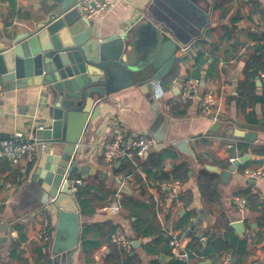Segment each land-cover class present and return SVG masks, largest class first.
<instances>
[{
	"label": "crops",
	"instance_id": "1",
	"mask_svg": "<svg viewBox=\"0 0 264 264\" xmlns=\"http://www.w3.org/2000/svg\"><path fill=\"white\" fill-rule=\"evenodd\" d=\"M113 7L95 14V27L101 36H108L113 33L123 31L124 21L130 17L134 10L153 6L154 0H108ZM201 8H205L208 13V22L203 27L202 34L194 38L189 45L192 48L184 53L182 50L176 53L178 59H184L181 63L180 76L176 78L187 79L188 71L195 67L193 52L201 50L207 63L202 69V77L206 79V88H212L219 102L212 110H205L199 99L183 102L180 97V84H175L174 79L170 90L161 101H156L152 97V91L145 94L141 90L140 83L128 85L124 83L134 72L130 71L123 63H117L118 74L120 75L119 86L111 91L108 99L101 104L100 116L92 123V136L87 140L86 147L80 155L81 164L88 165V172L92 168L94 175L81 172L69 176L71 187L75 186L74 179H83L85 185L90 179L102 178L103 171L107 170L108 187L118 189L119 193L128 196H137L146 201H155V211L153 217L159 224V229L167 237L168 232L174 231L178 220L184 217L189 211H194L189 223L180 232V239L186 247V251L179 256H174L171 248L164 242L154 252L148 253L144 248L147 238L134 239V221L137 219L121 205L120 199L110 206L97 209L94 214H84L82 207L77 200L81 218V234L77 244L80 250L75 254L74 264H87L80 260L79 255L85 241H98L101 233L96 228V224L113 221L120 225L131 239L140 240L141 244L136 249L142 254V264H153L152 260L158 264H222L221 257L199 255L197 251H188L187 245L192 240L193 235L202 238L204 247L207 243L217 239L227 237L226 225L231 226L233 219L244 220L245 232L240 234L233 228V235L246 240L245 249L250 252L244 264H264V226L258 223L260 213L246 211L240 212L234 202L235 193L239 190L250 189L258 194L264 207V175L257 179H248L246 175L238 172L233 173L228 184L220 185L221 200L218 203H210L201 195L197 185V172L206 164L226 167L231 163V159H238L243 155H250L249 162H258L254 156V150L260 145H264V102L256 103L248 108L246 112L238 108V82L245 80L243 72L245 62L243 55L252 51L255 41L248 44L236 38L232 42L225 37L226 30L223 25H228L232 18H238L237 27H241L246 33H254L258 37L264 34V0H229L227 3V16L218 20L214 13V3L216 0H196ZM255 1L259 6L251 5ZM54 0H0V51L4 49L3 43L9 37H14L24 31L33 32L45 25L49 18V12L56 6ZM256 9L257 11L252 12ZM204 20V19H203ZM132 45L130 53L123 57L126 65L134 66L140 61V54L150 50L156 33L145 31L141 27L135 28L132 35ZM206 44L200 47V42ZM181 47L184 48V45ZM212 63H216L214 69L206 77L207 68ZM200 78V79H201ZM260 79V78H259ZM261 80V79H260ZM262 82V81H261ZM257 84V78H256ZM258 94L264 93L263 83L257 85ZM40 95V96H39ZM43 92L39 89L25 88L13 91L0 90V139L13 135L16 131H23L30 134L37 123L45 121L40 111L45 103ZM176 107V109H174ZM184 111L182 116L179 112ZM163 120H166V135L164 139L156 138V132L161 128ZM213 123H221L222 128L218 132L211 131ZM235 129L254 131L257 133V140L246 141L244 138L234 134L225 133L227 127ZM117 129H122L124 136L129 141L136 140L146 132L145 137L154 136L158 143L148 150V155L154 150L162 148H175L179 153V158L185 160L189 158L192 164V174L187 183L181 184L179 188L162 186L157 180L148 177L147 173L137 167L138 170L128 174H121L118 177L131 188L132 194L120 191L114 169H109L102 156L104 146L114 138ZM186 140L194 157L182 151L177 143ZM37 150V146H36ZM210 152V155L206 154ZM146 154V156H148ZM199 155L203 157V163L199 162ZM145 156V157H146ZM3 159V158H0ZM144 159V158H143ZM143 159L141 161H143ZM261 163L259 168L264 169V157L259 158ZM6 167L0 164V237L8 236L7 242L0 243V260L7 263L9 261L8 251L12 241L19 239L20 232L16 225L24 227L26 240L21 243L24 249L23 257L28 259L29 264L34 263L37 256L35 247H43L46 244L47 257L54 256L53 247L56 234V224L58 220L57 209L51 210L48 206L45 209L24 210L25 198L24 186L30 182V173L34 166L35 159L23 160L18 165H12L7 159ZM122 163V161H119ZM116 163V165L119 164ZM137 162L140 165L139 160ZM245 164V165H246ZM121 165V164H119ZM118 165V166H119ZM174 160L169 158L166 167L158 173V176L166 173L172 175ZM117 167V166H116ZM94 169V170H93ZM249 169V168H248ZM81 186H78L81 187ZM192 197L191 205L186 207L181 197ZM120 198V197H119ZM145 218V217H144ZM49 221L48 240L39 238L45 220ZM7 226V230L3 226ZM51 229V231H50ZM230 236V237H231ZM149 241V240H148ZM103 251L95 255L97 264H104V253H109L110 248L103 245ZM166 254L172 258L167 262L161 260V255ZM64 261V260H63ZM178 261L179 263H176ZM209 261V262H208ZM229 264H237V259L230 254Z\"/></svg>",
	"mask_w": 264,
	"mask_h": 264
},
{
	"label": "water",
	"instance_id": "2",
	"mask_svg": "<svg viewBox=\"0 0 264 264\" xmlns=\"http://www.w3.org/2000/svg\"><path fill=\"white\" fill-rule=\"evenodd\" d=\"M54 1L57 4L49 12L45 25L33 32L11 36L3 43L0 90L34 88L43 92L45 103L40 115L45 121L31 130L38 143L30 182L24 186V210L46 206L57 209L53 264H74L75 254L81 247L77 244L82 230L81 214L71 184L63 180L80 172L95 174L92 168L88 172V165L80 166V155L91 139V124L99 118L101 104L113 89L122 86L116 64L123 63L134 72L124 83L138 82L142 92L148 94L152 91L153 79H162L171 72L178 60L176 53L183 49L181 46H188L201 36L208 13L196 0H154L153 6L134 10L124 21L122 32L102 37L94 18L73 8L79 0ZM137 27L156 33V38L150 50L140 54L139 63L126 65L123 57L132 50L131 37ZM261 83L257 77V85ZM201 85H206L205 78H201ZM166 123L163 120L161 128L155 131L156 138L164 139ZM221 128V123H213L211 131L218 132ZM225 133L249 142L258 137L254 131L232 126ZM177 145L194 157L186 140ZM249 158L250 155H243L223 168L206 164L205 169L217 173L221 182L228 184L233 173ZM106 176L107 170H104L102 178ZM115 180L121 192L132 194L128 184L118 176ZM231 226L240 234L245 232L244 220L233 219ZM3 228L7 230L6 225ZM7 240L8 236L0 237V243ZM140 244V240L133 241V247ZM164 257L172 258L162 254L164 262L168 261Z\"/></svg>",
	"mask_w": 264,
	"mask_h": 264
},
{
	"label": "trees",
	"instance_id": "3",
	"mask_svg": "<svg viewBox=\"0 0 264 264\" xmlns=\"http://www.w3.org/2000/svg\"><path fill=\"white\" fill-rule=\"evenodd\" d=\"M13 1V0H11ZM229 0H216L214 3V13L218 20H222L227 16V3ZM251 2V1H250ZM251 5L259 6L255 1L251 2ZM257 11L256 9L252 12ZM238 18H232L228 25H223L226 30L225 37L228 41L232 42L234 39L239 38L243 43L248 44L251 41H255L252 51L242 56L245 65L243 72L246 76L245 80L238 82V108L246 112L248 108L252 107L256 103L264 102V93L259 95L257 92L259 87L256 84V78L259 77L264 87V34L258 37L256 34L250 32L246 33L241 27H237L235 24ZM205 41L200 42V47L205 45ZM193 58L195 60V67L188 71L187 78L191 77H202V69L207 65L204 59V53L200 49L193 52ZM184 59H178L171 70V72L162 78L164 86L167 90H170L172 81L180 76L181 63ZM216 63H212L207 68L206 77L214 69ZM264 90V89H263ZM176 109V107L174 108ZM184 111L179 112L178 115L182 116ZM255 159L258 162L241 166L238 172L245 175L247 168L258 169L260 166V159L264 157V145H260L258 149L254 150ZM208 152L206 154L210 155ZM172 158L174 160V167L172 175L168 176L166 173L158 176L166 167V161ZM199 155L198 160L201 161ZM140 168L142 171L147 173L148 177L157 180L160 183L163 182H174L180 181L182 184L188 182L192 174V164L187 157L185 160L179 158V153L175 148H162L160 150L152 151L148 156L144 157L143 161L139 158ZM203 163V160L201 161ZM0 164L6 167L8 164L4 159H0ZM138 168L132 164L129 160H123L121 165L115 166L114 175L118 176L121 174H128L137 171ZM197 185L201 192V195L206 198L210 203H218L221 200V179L217 173H211L206 170L203 166L197 172ZM167 188V187H166ZM235 196H241L245 198L247 203L246 211L260 213L258 215V223L260 226H264V207L262 206L261 198L258 194L252 192L250 189H242L235 193ZM120 197V198H119ZM76 198L82 207L84 214H94L97 209L105 208L110 206L113 202L120 199L121 205L126 209L131 216L137 217L134 221V234L130 237L134 239L147 238L148 240L144 243V248L148 253L154 252L155 248H161L162 243H167V237L159 229V224L153 217L155 211V201L153 199L146 201L143 198L137 196H128L123 193H119L118 189H112L108 187L106 179H90L87 180L86 184L79 187L76 192ZM186 207L191 205L192 197H181ZM194 211H189L184 217L178 220L174 229L181 232L185 225L189 223L190 218L193 216ZM145 217V218H144ZM20 232V237L17 240L12 241L10 249L8 251L9 261L7 263L0 260V264H29V260L23 257L24 249L21 248V243L26 240L24 227L16 225ZM120 225L114 224L113 221H107L102 224H96V228L101 233V238L98 241H85L82 245L80 252V260L87 264H97L98 261L95 259V255L103 251V245H107L110 248L109 253H104V264H142L143 257L138 249L132 248L131 252L125 251L118 244L111 240L112 233ZM227 237L225 239H217L215 241L207 243L204 247L202 244V238L193 235L192 240L188 243V251H197L199 255L221 257L223 254H231L232 257L237 259V264H244L248 259L250 252L245 249L246 240L240 239L238 236H231L233 229L231 226L226 225ZM51 231V229H50ZM231 236V237H230ZM43 247H35L34 253L37 255L34 258L33 264H51L50 258L46 254V244ZM153 264H158L157 259L152 260ZM176 263H179L176 261Z\"/></svg>",
	"mask_w": 264,
	"mask_h": 264
},
{
	"label": "built area",
	"instance_id": "4",
	"mask_svg": "<svg viewBox=\"0 0 264 264\" xmlns=\"http://www.w3.org/2000/svg\"><path fill=\"white\" fill-rule=\"evenodd\" d=\"M113 3L108 0H79L73 8H77L79 12L86 15L87 17H93L95 14L101 13L111 7ZM192 48L191 45L185 46L182 51L186 53ZM264 78V74H262ZM175 84H180V97L183 102H187L193 99H199L202 107L205 110L214 109L218 102L219 97L212 88H206L201 85V79L199 77H191L187 79L176 78ZM166 88L162 79L152 80V97L156 101H161L166 96ZM147 133L142 132L136 140L129 141L125 138L122 129H117L114 133V138L106 143L103 149L102 156L105 164L109 169H114L116 163L123 160H129L136 167H140L137 159L142 160L148 150L158 143V140L152 135L145 137ZM38 138L26 134L23 131H16L13 135L0 139V158L7 159L12 165H18L23 160L27 159L33 161L36 156V146ZM236 159H231L233 163ZM245 175L248 179H257L264 175V169H246ZM64 182L70 185L69 176L64 177ZM75 186L72 188L73 193L78 191V186H81L84 181L83 179H74ZM164 187L179 188L182 182H163L161 183ZM234 202L237 209L244 213L246 212L247 203L245 198L241 196H235ZM49 221H44L42 230L39 238L48 240ZM168 245L174 256H179L182 252L186 251V247L183 245L180 239V232H168ZM111 240L118 244L127 252H131L133 248V239H131L122 229L117 228L111 235ZM222 264H229L230 254H223L221 256Z\"/></svg>",
	"mask_w": 264,
	"mask_h": 264
},
{
	"label": "rangeland",
	"instance_id": "5",
	"mask_svg": "<svg viewBox=\"0 0 264 264\" xmlns=\"http://www.w3.org/2000/svg\"><path fill=\"white\" fill-rule=\"evenodd\" d=\"M110 176H111V175H110ZM110 176L107 178V181H110V180H111V177H110Z\"/></svg>",
	"mask_w": 264,
	"mask_h": 264
}]
</instances>
